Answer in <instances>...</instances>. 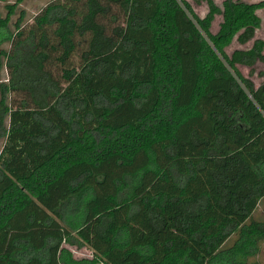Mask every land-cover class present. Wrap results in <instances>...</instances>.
<instances>
[{"label":"trees","instance_id":"obj_1","mask_svg":"<svg viewBox=\"0 0 264 264\" xmlns=\"http://www.w3.org/2000/svg\"><path fill=\"white\" fill-rule=\"evenodd\" d=\"M0 1V264H259L264 0Z\"/></svg>","mask_w":264,"mask_h":264},{"label":"rangeland","instance_id":"obj_2","mask_svg":"<svg viewBox=\"0 0 264 264\" xmlns=\"http://www.w3.org/2000/svg\"><path fill=\"white\" fill-rule=\"evenodd\" d=\"M190 6L193 9V12L199 17V18H204L207 13H208V5L207 3L201 2V3H197L193 0H188ZM214 3L222 8V3L224 0H213ZM240 2H246V3H257L260 2L262 0H237ZM1 2V1H0ZM43 3V1L41 2H36L33 3L31 2L28 6H27V10H28V15L29 16H33L36 11H37V7ZM3 4L0 3V10L2 11L3 9ZM258 15L261 18V26L260 28L257 29L256 31V36L255 39H262L264 40V10H259L258 11ZM222 22V16L221 15H217L215 17V20L212 24L211 27V31L212 33H217L219 30V26L220 23ZM252 46V42L249 43L246 46L240 45L237 41V39L234 40L233 44L228 47L226 49V52L228 55H231L232 52L236 49H247L250 48ZM238 69L240 70V72L244 75V77L249 78L250 80H252V82L254 83V85L256 87H259L261 84L264 83V75H262L261 73L264 71V64L262 62H259L255 65L253 71L251 72V69L243 66V65H239ZM1 147H2V142L0 141V151H1ZM255 178L253 177L251 179V181H255ZM259 203H252L251 204V210L253 212H255V210L257 209ZM125 213H126V209H118L116 210V216H117V222L119 224H123L125 223ZM208 217L209 216H214L217 218V220L219 222H229L232 220H237L240 224L244 223L246 221L245 218L240 217V216H233L227 212L222 211L220 208L216 207L215 205L212 207V209L209 211V213L207 214ZM255 217L257 219H264L263 215H262V210H261V206L259 207L258 211L255 214ZM146 225V219L143 215H138L134 218V220L131 223V230H132V234L133 235H137ZM91 225H89L86 229V234L87 236H91L92 232H91ZM217 228L213 227L211 230L215 231ZM93 236V235H92ZM190 246L193 247L194 250V255L196 256H201L202 258H204V261L209 257V255L199 246L195 245V244H189ZM70 249L74 252V255L76 258L81 259V258H92L94 255L96 254H101L105 249L104 247L100 246V243H96L94 242L89 248H83V249H76V248H71ZM110 262L111 264H128L127 262H124L121 259V254L120 253H114L110 255ZM137 259L136 256H133L131 258L132 262H135ZM251 263H259V264H264V243L262 244V252L261 254H259L257 257L253 258ZM202 264H204V262H202Z\"/></svg>","mask_w":264,"mask_h":264}]
</instances>
